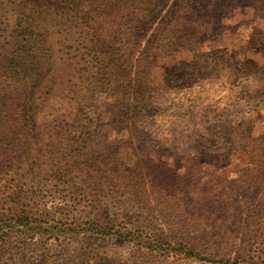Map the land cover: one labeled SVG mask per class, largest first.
I'll return each instance as SVG.
<instances>
[{"label":"rangeland","instance_id":"rangeland-1","mask_svg":"<svg viewBox=\"0 0 264 264\" xmlns=\"http://www.w3.org/2000/svg\"><path fill=\"white\" fill-rule=\"evenodd\" d=\"M0 127V264H264V0H0Z\"/></svg>","mask_w":264,"mask_h":264},{"label":"trees","instance_id":"trees-1","mask_svg":"<svg viewBox=\"0 0 264 264\" xmlns=\"http://www.w3.org/2000/svg\"><path fill=\"white\" fill-rule=\"evenodd\" d=\"M24 111H22L21 113H23ZM26 115V114H28V112L27 113H23L22 115ZM7 118L8 119H10V122H16L17 121V119H18V115H15L14 113H12V112H9V113H7ZM22 119V118H21ZM7 131H8V127H6L5 128V130L4 129H1V127H0V138L3 140V137L5 136V133H7ZM1 147V146H0ZM254 169V168H253ZM244 170V169H243ZM249 178H251V177H249ZM105 179V178H104ZM141 182H142V180H141ZM143 183V182H142Z\"/></svg>","mask_w":264,"mask_h":264}]
</instances>
